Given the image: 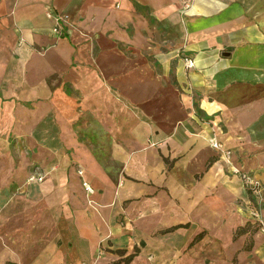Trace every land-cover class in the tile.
I'll return each instance as SVG.
<instances>
[{"label":"crops","instance_id":"1","mask_svg":"<svg viewBox=\"0 0 264 264\" xmlns=\"http://www.w3.org/2000/svg\"><path fill=\"white\" fill-rule=\"evenodd\" d=\"M46 9L66 21L64 36L27 58L23 69L35 75L18 77L26 91L16 97L47 105L48 141L57 135L71 150L95 193H84L71 167L58 190L31 187L24 201L1 205L0 264L92 263L102 247L94 264L136 247L130 264H264L259 226L234 237L250 223L239 222L238 200L246 209L248 193L258 198L208 143L214 135L231 149L264 194V0H0V40L15 26L52 43L37 32L54 24ZM178 52L194 57L190 80ZM2 105L0 97V115ZM56 204L65 219L57 255ZM174 226L184 227L161 234Z\"/></svg>","mask_w":264,"mask_h":264},{"label":"rangeland","instance_id":"2","mask_svg":"<svg viewBox=\"0 0 264 264\" xmlns=\"http://www.w3.org/2000/svg\"><path fill=\"white\" fill-rule=\"evenodd\" d=\"M138 10L144 14H148L146 15L147 17L150 16L148 10ZM45 17L54 23L53 26L50 27L48 31L37 30V32L42 36L47 35L50 38H53L52 43H37L33 40L31 34L25 36L22 33L21 28L15 26L11 30L12 34L3 37V39L0 40V42L6 44L8 48L7 51L0 52L1 62L5 65L4 67L0 66V97L3 98V112L8 108V113L0 115V206L8 203L16 196L19 197L18 199L24 201L28 198V193H30L31 187L36 189L52 187L58 190V187H62L58 175L65 174L67 171L69 172L71 167L75 168L77 175L79 171L84 173L82 165L74 159L71 150L58 142L57 135L56 143L48 141L53 132V116L52 114H48L47 105L45 104L43 106L42 103H35V101H30L32 104L26 105L25 103L29 102L28 100H22L16 97L18 91L22 92L21 96L25 95L26 91L25 86H22L20 90L18 89V77H33L35 75L33 71L27 70V72L23 69L27 62V58L30 60L32 58L44 57L48 49L54 44L60 42L59 40L61 36L65 33L63 27L65 26L66 21L56 16L55 13H53V10L46 9ZM57 19L61 22L59 25L61 31L59 34H54L52 28L57 25ZM149 20L151 26H155L159 34L164 33V35H166L168 31L167 27L162 26L161 23H157L151 18V16L149 17ZM176 54V58L182 61L185 74L188 76V73L195 68L194 57H192L190 53L185 52H178ZM228 54L229 53L226 51L222 52L221 57H227ZM185 59L192 60V68H187L185 66ZM175 63L176 62H174V64ZM175 68L176 67H173L172 70ZM187 78L190 80L189 76ZM61 86L62 84H59L58 87ZM190 87V84L186 85L187 90H192ZM43 102L47 101L44 100ZM74 102L75 104H73V107L78 109L80 107L78 104L79 101L75 100ZM20 103L25 105L22 107ZM192 110L194 111V115H201V112L196 108L195 103L192 105ZM33 122H36V124L34 131L31 132L28 129H31ZM57 127L58 126H56V134L58 131ZM37 131L41 134L39 138ZM222 163L232 175H235L231 171V166L227 165L223 160ZM232 166L238 168L233 162ZM83 173L80 177L81 182L83 181ZM32 175L35 177H42V180L35 181L36 183H34V181H29V177ZM245 189L252 193L247 188ZM256 197L258 198L257 200L254 197L250 199L251 197L248 193L249 203L247 204L246 209L242 207V200H238L237 211L243 216L239 222L245 223L250 221L254 227L259 226V231L264 233V194H262L260 198L258 195H256ZM55 212L58 227L55 238L57 255L64 248L63 242L65 234L63 232L65 219H63L64 213L58 211L57 204L55 205ZM118 223L123 225L124 220L122 217L118 218ZM102 248L98 249L94 262L102 258L104 254ZM94 262L87 263L86 261H83L80 264H94ZM22 264L28 263L22 262Z\"/></svg>","mask_w":264,"mask_h":264},{"label":"built area","instance_id":"3","mask_svg":"<svg viewBox=\"0 0 264 264\" xmlns=\"http://www.w3.org/2000/svg\"><path fill=\"white\" fill-rule=\"evenodd\" d=\"M56 26L52 28V32L54 34H59L61 31V27L59 26L61 24L60 20H56ZM185 66L187 68H192L193 62L191 59H185ZM208 143L212 149L219 152L220 157L222 160L229 166H231V171L239 177L240 181L242 182L243 186L247 188L249 191L253 192L254 194L258 195L259 198L262 196V183L256 179L254 176L250 175L246 171L242 169H238L232 166V150L224 148L223 144L218 141L214 135L208 138ZM79 177L82 176V171L78 172ZM42 177H35L32 175L29 177V181H41ZM82 188L87 196H92L95 193V190L92 188V186L83 180L81 182Z\"/></svg>","mask_w":264,"mask_h":264},{"label":"trees","instance_id":"4","mask_svg":"<svg viewBox=\"0 0 264 264\" xmlns=\"http://www.w3.org/2000/svg\"><path fill=\"white\" fill-rule=\"evenodd\" d=\"M165 163L168 165V161L166 159H165ZM211 163H212V161H209L207 163L206 168H208L211 165ZM181 227H184V226H174V227L168 228L166 230L161 231V234H165V233H168V232H172V231H174V230H176L178 228H181ZM256 230H258V227H252V225L249 222H247L244 227H239L237 229V231L235 232V236L234 237L240 236L242 234H245L248 231H249L248 233L250 235V234L256 232ZM201 236H202V234L197 235L194 238V240H193L192 243L198 241L201 238ZM137 249L138 248L136 247V249L134 250L133 253H130V254H127V255L125 254L126 252L124 250H120V249L119 250H116L115 253L119 256V259L116 260V261H114V262H112L111 264H130L131 261L134 259V257L138 255V250ZM4 264H19V263L14 262V261H7Z\"/></svg>","mask_w":264,"mask_h":264}]
</instances>
